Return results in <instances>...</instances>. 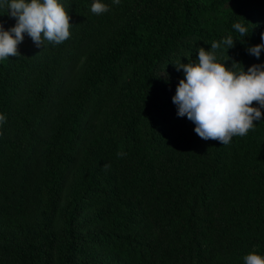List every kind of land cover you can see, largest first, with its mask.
Wrapping results in <instances>:
<instances>
[{"label":"trees","instance_id":"trees-1","mask_svg":"<svg viewBox=\"0 0 264 264\" xmlns=\"http://www.w3.org/2000/svg\"><path fill=\"white\" fill-rule=\"evenodd\" d=\"M61 2L68 40L37 47L25 35L0 62V264L264 255V110L222 145L171 102L183 78L173 65L227 35L226 67L264 63L246 51L261 42L264 0H103L101 15L92 0ZM0 23L15 20L0 10Z\"/></svg>","mask_w":264,"mask_h":264},{"label":"clouds","instance_id":"clouds-1","mask_svg":"<svg viewBox=\"0 0 264 264\" xmlns=\"http://www.w3.org/2000/svg\"><path fill=\"white\" fill-rule=\"evenodd\" d=\"M119 4L120 0H113ZM0 10L15 20L14 26L4 28L0 23V62L16 57L18 45L31 39L37 47L47 41L61 44L71 36V17L61 0H0ZM90 11L101 15L109 11L103 0H92ZM232 29L244 39L249 35L246 23L235 22ZM260 43L246 49L248 54L260 59L264 52V33ZM236 40L227 35L219 42H212L210 48H198L196 58H187V63L179 60L174 66L183 78L177 83L171 102L177 117H186L195 125L193 131L201 139L219 141L228 145L233 137L245 136L260 122L264 110V63L253 64L245 71L239 63L231 67L229 60H220L217 50L226 55L234 47ZM167 73L164 70V75ZM256 102V106H252ZM6 116L0 113V127L6 123ZM243 264H264V255L253 251L243 257Z\"/></svg>","mask_w":264,"mask_h":264}]
</instances>
